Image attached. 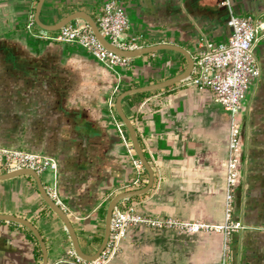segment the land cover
I'll use <instances>...</instances> for the list:
<instances>
[{
  "label": "crops",
  "instance_id": "crops-1",
  "mask_svg": "<svg viewBox=\"0 0 264 264\" xmlns=\"http://www.w3.org/2000/svg\"><path fill=\"white\" fill-rule=\"evenodd\" d=\"M37 1L0 0V147L55 160L57 171H47L42 185L57 189L80 248L94 255L104 234L105 214L102 219L99 211L148 180L144 170L141 184L132 185L136 172L114 123L120 120L116 98L180 75L187 61L162 50L132 58L128 68L114 74L80 47L50 40L57 31L35 23L28 28ZM104 1L45 0L40 21L51 26L75 12L96 21ZM119 1L129 21L126 41L137 39L142 48L175 45L192 59L201 41L227 42L230 11L264 16V0H227L228 6L225 0ZM255 58L260 76L250 82L241 105L240 178L231 210V220L245 229L229 236L232 264H264V32ZM142 94L126 97L122 108L154 182L146 194L119 207L157 218L223 224L229 114L211 91L185 80ZM48 209L31 177L0 181V215L34 225L48 264H76L63 223ZM27 231L0 221V264H37ZM222 242L220 233L185 235L132 226L106 264H219Z\"/></svg>",
  "mask_w": 264,
  "mask_h": 264
},
{
  "label": "built area",
  "instance_id": "built-area-1",
  "mask_svg": "<svg viewBox=\"0 0 264 264\" xmlns=\"http://www.w3.org/2000/svg\"><path fill=\"white\" fill-rule=\"evenodd\" d=\"M228 4L227 0L223 3L226 6ZM95 23L102 37L114 48L123 51H134L142 48L137 39L132 41L125 39L129 30V21L119 0H105L100 6L99 16ZM227 25L231 29V36L226 43L214 45L210 42L201 41V49L193 58L192 72L185 79L198 90L211 91L216 101L229 114L227 159L224 164V223L210 225L201 221L183 222L172 217H151L138 213L133 207L121 208L118 205L112 214L110 235L104 251L91 262L83 261L73 251L71 254L75 258L76 264H106L118 250L128 228L132 226L153 231H174L185 235L220 233L223 236V242L219 264H232L228 244L229 236L245 229L241 222L231 220L232 204L240 178V112L250 82L260 76L259 64L255 58V48L264 32V16L258 18L243 17L230 11ZM33 26L34 19L33 16H30L27 27ZM50 40L80 47L92 59L114 74H118L121 69L128 68L132 61V58L121 57L107 50L94 36L89 25L82 20H75L65 25ZM114 123L136 172L132 185L138 187L141 184V174L144 168L132 148L124 125L115 118ZM24 169L35 172L41 179L47 171L56 172L57 163L46 156L0 147V173ZM43 187L48 197L65 212L57 189L52 185Z\"/></svg>",
  "mask_w": 264,
  "mask_h": 264
},
{
  "label": "water",
  "instance_id": "water-1",
  "mask_svg": "<svg viewBox=\"0 0 264 264\" xmlns=\"http://www.w3.org/2000/svg\"><path fill=\"white\" fill-rule=\"evenodd\" d=\"M44 2H45V0H38L37 1L36 7H35V14L33 17L35 25L38 28H40L41 30H44L47 32H56V31H59L65 25H67V24H69L75 20H82L89 25L94 36L98 39V41L107 50H109V51H111V52H113V53H115L121 57L135 58V57L142 56L145 54H150V53H154V52H158V51H162V50H168V51H173V52H177V53L181 54L182 56H184V58L187 61V68L180 75H178L174 78H171L165 82L156 84V85L126 90V91L122 92L120 95H118L116 98L115 111H116L120 121L122 122V124L124 125V127L128 133V137H129V140L131 142L132 148H133L139 162L141 163L142 167L146 171V173L148 175V180H147L146 185L143 188L138 189V190H132V191L120 193L111 199V201L109 202V204L106 208V211H105L104 234H103L102 242H101L97 252L94 255H87L82 251V249L80 248L76 233L72 227V224H71L69 218L67 217L65 212L63 210H61V208L59 206H57L48 197V195H47V193H46V191L42 185L41 179L39 178V176L35 172L24 169V170H19V171L10 172V173L0 175V181L11 179V178L18 177V176L31 177L35 181V183L37 185L38 192H39L42 200L44 201V203L63 223L65 230L68 233L69 238L71 240V244H72V248H73L74 253L83 261L91 262V261H94L95 259H97L101 255V253L104 251V249L108 243V239H109V235H110L111 218H112V214H113L114 209L122 201H125V200H128L130 198H134V197H138V196H142V195L146 194L151 189V187L153 186V182H154L153 170H152L151 166L149 165L147 159L145 158V156L141 150V146L139 144L135 128L133 127L132 123L129 121V119L127 118V116L125 115V113L123 111L122 101L126 97L131 96L133 94L156 92V91L168 88V87H170L176 83L184 81L191 74L194 62H193V59L191 58V55L187 51H185L184 49H182L178 46L170 45V44H162V45H157V46H152V47L140 48V49H137L134 51H123V50L116 49L102 37V35L100 34V32L98 30V27H97L95 21L92 19L91 16H89L85 12H75V13L65 17L63 20H61L57 24H54L51 26L45 25L40 21V14H41V10H42ZM0 221H7V222L16 223V224H19V225L25 227L26 229H28L33 234L34 238L36 239V241L38 242V244L40 246V250L42 253V263L41 264H48L47 248L45 246V243H44L40 233L38 232V230L34 227V225L32 223H30L27 220L20 219L17 217L2 216V215H0Z\"/></svg>",
  "mask_w": 264,
  "mask_h": 264
},
{
  "label": "trees",
  "instance_id": "trees-1",
  "mask_svg": "<svg viewBox=\"0 0 264 264\" xmlns=\"http://www.w3.org/2000/svg\"><path fill=\"white\" fill-rule=\"evenodd\" d=\"M145 94H138V97H143ZM131 199H129L128 201H130ZM49 210V209H48ZM50 211V210H49ZM100 217L103 219L104 218V214L105 211L104 209H101L99 211ZM28 236L31 238V240L35 243V251H34V256H35V260L37 262V264H40L41 260H42V253L40 250V246L38 245V242L36 241V239L34 238V236L32 235L31 232L27 231Z\"/></svg>",
  "mask_w": 264,
  "mask_h": 264
}]
</instances>
